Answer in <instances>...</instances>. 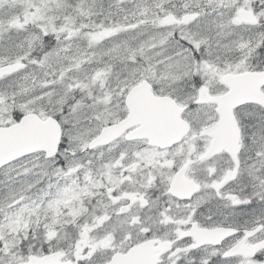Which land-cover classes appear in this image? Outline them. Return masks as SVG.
<instances>
[{
	"label": "snow or ice",
	"instance_id": "obj_1",
	"mask_svg": "<svg viewBox=\"0 0 264 264\" xmlns=\"http://www.w3.org/2000/svg\"><path fill=\"white\" fill-rule=\"evenodd\" d=\"M0 264H264V0H0Z\"/></svg>",
	"mask_w": 264,
	"mask_h": 264
}]
</instances>
